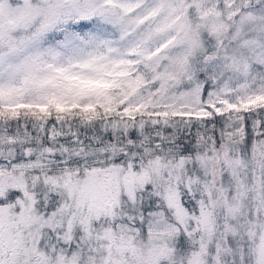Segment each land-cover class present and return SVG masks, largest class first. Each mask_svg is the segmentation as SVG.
Here are the masks:
<instances>
[{
    "label": "snow or ice",
    "instance_id": "6c2138e0",
    "mask_svg": "<svg viewBox=\"0 0 264 264\" xmlns=\"http://www.w3.org/2000/svg\"><path fill=\"white\" fill-rule=\"evenodd\" d=\"M0 264H264V0H0Z\"/></svg>",
    "mask_w": 264,
    "mask_h": 264
}]
</instances>
